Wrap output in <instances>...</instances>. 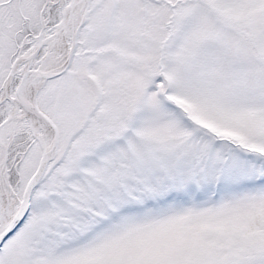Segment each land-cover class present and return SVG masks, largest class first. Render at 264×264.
<instances>
[{
	"label": "snow or ice",
	"instance_id": "6c2138e0",
	"mask_svg": "<svg viewBox=\"0 0 264 264\" xmlns=\"http://www.w3.org/2000/svg\"><path fill=\"white\" fill-rule=\"evenodd\" d=\"M0 264H264V0H0Z\"/></svg>",
	"mask_w": 264,
	"mask_h": 264
}]
</instances>
